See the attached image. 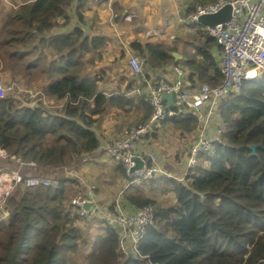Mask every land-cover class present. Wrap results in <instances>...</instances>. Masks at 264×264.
Masks as SVG:
<instances>
[{"label": "trees", "instance_id": "16d2710c", "mask_svg": "<svg viewBox=\"0 0 264 264\" xmlns=\"http://www.w3.org/2000/svg\"><path fill=\"white\" fill-rule=\"evenodd\" d=\"M75 1L78 24L69 32L56 30L72 22L68 9L74 0H12L11 6L0 7V73L8 72L26 85L45 80L35 90L37 97L59 103L54 111L41 101L29 109L20 107L14 96L0 98V149L7 155L0 158V173L17 170L12 155L57 167L95 153L100 143L94 127L100 118L109 107L132 104L122 94L106 95L99 90V79L85 74L88 66L104 59L107 46L104 35L85 33V14L89 4L105 0ZM211 1H191L180 20H187L195 4ZM196 32L198 44L186 59L174 60L171 52L176 48L159 42L134 40L130 50L145 59V77L174 63L194 84L213 85L221 78L220 46L203 29ZM146 104L145 116L150 113ZM217 113L222 133L216 150L202 154L183 181L161 175L129 186L123 195L134 207L155 205L154 224L138 245L142 258L119 251L116 223L96 220L91 225L99 232L81 241L88 250L84 263L73 260L76 242L85 236L80 220L86 218L66 202L65 182L77 180L64 176L56 186L10 192L3 206L7 214L0 220V264H264V74L225 97ZM167 121L187 133L198 124L192 113ZM252 144L258 145L254 153ZM115 169L118 177L126 178L121 165ZM30 170V176L36 175V169ZM147 191L161 197L172 193L174 202H156ZM96 193L107 208L116 210L119 199Z\"/></svg>", "mask_w": 264, "mask_h": 264}, {"label": "built area", "instance_id": "2783aa9c", "mask_svg": "<svg viewBox=\"0 0 264 264\" xmlns=\"http://www.w3.org/2000/svg\"><path fill=\"white\" fill-rule=\"evenodd\" d=\"M231 6V17L229 20L212 26L200 23V15H207L217 12L224 5ZM115 16V15H114ZM126 20L131 19L130 14H125ZM186 22L191 25H199L206 34L211 36L220 46L219 70L221 78L217 83L210 85L207 83L194 84L188 80L187 72L182 67H175V76L168 78L164 76L157 80L155 84H150L148 100L152 106V112L148 118L132 129L125 128L113 143L106 146L104 150L110 158L121 160L126 178L132 182L145 178L146 176L157 177L162 174L161 158L165 156V150L161 148L149 149L145 147L141 152L137 149V141L141 140L146 133L154 132L159 124L166 117L180 116L188 117L189 113L195 115L200 127L190 140L184 141L181 149L186 154L182 165L183 174L192 169L202 154H212L221 139L222 130L216 127L210 132L208 119L214 110L219 108L221 101L232 92H237L245 81L259 78L264 74V0H214L205 4H196ZM157 33V31L146 30V35ZM173 39L174 37L171 36ZM132 74L145 78V59L135 54H129L126 60ZM187 83V84H186ZM13 86L0 81V98L14 96ZM32 101H41L45 104L44 96L37 97V92L27 90ZM164 94H170L172 101L168 104L163 99ZM46 105V104H45ZM154 147V146H153ZM178 150V145L175 148ZM164 153V154H163ZM94 153L82 156V160L57 167H48L35 162H22L13 155L10 159L19 164L17 171H3L0 174V220L7 214L3 208L6 198L15 187L30 186H52L54 185L49 175H59L60 178L69 176L77 180L79 184H85L84 177L81 176L78 166L81 162L92 160ZM168 154V153H167ZM175 154H169L175 161H180ZM1 158L6 159V152L0 149ZM142 161V167L131 171L135 165V157ZM23 166H29L37 170L39 175L24 177ZM135 174V176H134ZM166 176V175H165ZM85 188V186H84ZM86 202H91L87 209ZM77 211L79 216L86 218L91 223L100 219L99 213L104 210L95 203V196L88 191L82 195L76 194L69 203ZM116 214L107 220L116 223L118 227L124 229L119 233V251L128 256L142 258L138 250V243L145 236L148 227L154 224V212L152 207L125 212L116 203ZM96 215L95 219L94 216Z\"/></svg>", "mask_w": 264, "mask_h": 264}, {"label": "rangeland", "instance_id": "374dc122", "mask_svg": "<svg viewBox=\"0 0 264 264\" xmlns=\"http://www.w3.org/2000/svg\"><path fill=\"white\" fill-rule=\"evenodd\" d=\"M190 1H186V4H188ZM12 5V0H0V7L5 8V7H9ZM90 5V4H89ZM90 6L88 7V11H87V15L89 14V10L92 8H90ZM96 9V8H95ZM97 11V9H96ZM171 20L173 21V23L177 22V19L175 16L170 17ZM157 19L155 20L154 24L157 23ZM179 21V20H178ZM74 24H78V22L76 21ZM199 25H195L194 27H198ZM68 27H73L71 24ZM166 27H172L171 24L167 25ZM175 27H183L181 28V31H184L187 29V27H189V25L185 24V23H181L177 24ZM192 27V26H191ZM150 31H155V28H150ZM157 33H152L150 35V37H155V36H159L163 33H166L167 36L169 35L168 30L165 31V29H158L156 30ZM188 33V34H186ZM177 39H183L186 38L188 39V43H190L191 47L196 48V45L198 44L197 42V32L194 31V33L190 32H185V33H174ZM169 38V37H168ZM176 40V39H175ZM119 46H113V42L110 39L109 44H107L106 46V50H105V54H104V59L100 62L95 63L94 65L88 66L85 70V74L86 75H90L95 77L98 80V85H99V90L103 91L106 95L108 94H122L123 96L127 97V98H132V104H126V106H124V108H118V107H109L107 109V111L104 113V115L100 118V120L98 121V123L96 124V126L98 127V129L100 131H98L100 133V136H104L106 137V134L103 135L102 129H104V132L109 131L111 140L109 143H105L102 148L104 149L106 146L110 145L111 143H113L115 141V139L120 135V133L123 131V129L128 128V129H132L133 126H137L139 124H142L147 118L148 116L151 114L152 112V106L148 100V91H149V87L150 84H155V82L157 80H159L160 78L166 76V74H161L164 71L168 72L169 68L168 66L173 65L172 69L170 71L173 72V76H175V71L174 68L175 67H182L180 65L174 64V63H170V64H166L164 65L162 68L157 71V74L155 76L152 77H145L142 78L140 77V75H135L132 74L130 71V68L128 67V64L126 63L127 57L129 54H125L122 53L120 51V46L121 44H118ZM191 50H194L193 48ZM130 51V49H129ZM131 52V51H130ZM38 53V52H37ZM36 53V54H37ZM131 54H134L131 52ZM143 66H145V64H143ZM172 76V77H173ZM1 78V77H0ZM3 78L0 79V81H2L4 83ZM9 84H11L13 86V91H11L12 93H14V95H18L21 96L23 99H31L28 95L27 92V88L29 90H36V89H40L44 84H45V80H38L36 82L31 83L30 85H26V84H22L20 80H12L9 78ZM246 82V81H245ZM8 85V84H6ZM24 85V86H23ZM136 101H141V102H136ZM51 99H46L45 100V104L49 105L51 104ZM143 103H147L149 108H150V113L145 116L146 114V107L145 104ZM146 104V105H147ZM59 103H53L50 106H46L48 107V109L50 110H55L58 107ZM169 118L171 117H166L164 120H162L159 124V127L154 130V132H149L146 133L144 135V137L141 140H138L137 143V149L141 152H144V148L148 147L149 149H155V148H159L162 147L161 144L164 146L162 149L165 150L164 154L165 156H169L167 158H161L162 161L160 163L161 168H162V174L166 175L167 177H172L174 179H177L179 181H183L185 175L187 174V172L185 174H183V170H182V165L184 163V160L186 158V154L183 151L182 153H180V149L175 151L177 152L176 157L178 159H180V161H175L174 158L171 157V155L167 154V150H173L172 147H174V144L171 141H177V140H190L191 139V135L192 132L187 133V132H179L175 127L171 126V123L169 121H167ZM220 117L218 115V113L216 112V110L213 111L211 117L208 119V124H209V130L210 132L214 131V129L216 127H219L221 130V126H220ZM200 127L199 124H197L195 131L198 130V128ZM194 133V131H193ZM98 136V135H97ZM99 139V137H98ZM100 143V140H99ZM100 146V144H99ZM154 146V147H153ZM157 150V149H155ZM175 151L172 153L175 154ZM7 156V155H6ZM3 157V156H0ZM83 157L80 158V160H82ZM200 158V156H199ZM198 158V160H199ZM136 159H138V157L136 156L134 161H135V165H136ZM115 161L114 159H102L101 155L97 156L94 160H92V162H90L89 165L85 166H81L77 172H81L84 173L85 175H87L84 178V182L85 184H79L78 182L76 183H70L68 184L67 182H65V186H66V198L68 203L71 202V199L73 198L74 195L76 194H83V188L85 186V188L90 191L91 193L94 194L95 196V203L97 205L100 206L101 209L104 210L103 213H99L100 219H99V223L104 225L107 222H109L107 219L108 218H112L115 216L116 214V210H112L110 208H107L106 203L104 202L103 199H101L100 195H98L96 193V191L102 196L108 197L110 200H114V199H119L120 200V206H122L123 210L125 212H130L132 210H136V209H141L144 207H152L153 212H154V219H155V205L149 204V205H144L141 207H134L129 205L127 202L124 201L123 199V195H125L126 191L128 189H131L129 186L132 185H139L141 183H149L150 181H154L157 177L161 176H157V177H150V176H146L143 179H140L138 181H134L132 182L131 180H129L128 178H123L121 176L117 177V180H114V178L117 176V173H115V167L116 165L112 166V161ZM139 160V159H138ZM111 163H110V162ZM117 163L119 165H121L123 167V163L121 160L116 159ZM142 162V161H141ZM87 163V162H85ZM83 163V164H85ZM134 165V166H135ZM133 166V167H134ZM132 167V168H133ZM142 165L136 169L141 168ZM131 168V169H132ZM25 173H24V177H28L30 176V174L32 173L33 169L29 166H23L22 168ZM130 169V170H131ZM134 169V170H136ZM18 170V168H17ZM15 170V171H17ZM132 170V171H134ZM112 171V172H110ZM12 172V171H11ZM8 172V173H11ZM3 173V172H2ZM1 174V173H0ZM37 175V174H36ZM126 175V174H125ZM34 176V175H33ZM135 176V174H134ZM49 179H51L52 181H56L53 182L54 185L52 186H56L58 183V180L60 179V176L57 175H49L47 176ZM95 180L100 181V185H103V187H101L99 184H95ZM129 187V188H128ZM17 187H15L16 189ZM147 196H150L151 198L155 199L156 202L159 203H173L174 202V195L172 193L170 194H166L163 197L161 196H156L155 193L153 192H146ZM100 197V198H97ZM90 206H91V202H90ZM88 209V208H87ZM98 223V222H97ZM94 224V223H93ZM80 225H81V232L84 233V237L80 238L77 240V251L72 255L73 260L78 261L80 263H84V256L87 253L86 251L87 248H83V245L81 243V241L83 239H85L87 236H93L94 233L99 232V228L96 226V224H94V226L91 225V222L87 219H81L80 220ZM119 233H123L124 229L121 227L117 228ZM149 230V227L146 231V234ZM145 234V236H146ZM144 236V237H145ZM144 237L140 240V242L138 243V245L141 243V241L144 239Z\"/></svg>", "mask_w": 264, "mask_h": 264}, {"label": "crops", "instance_id": "0c3cea01", "mask_svg": "<svg viewBox=\"0 0 264 264\" xmlns=\"http://www.w3.org/2000/svg\"><path fill=\"white\" fill-rule=\"evenodd\" d=\"M186 1L187 0H105L103 2L102 1L96 2V3L89 5L90 8H92V10L89 8L90 9L89 14L88 15L85 14L86 22L83 27H84L85 33L89 35H93V34L104 35L107 38V44H109L110 39L113 42V46H116V45L119 46L118 44H121L120 51L125 54H130L132 52L131 50H130L131 52L129 51L130 43L132 41L134 40L151 41V42L162 43L167 47H175L176 50L174 52H177L179 55H181L182 59H186L187 56L195 52L196 48L191 47L190 43H188L187 41L188 39L186 38L177 39L174 33L182 34L187 31V32H190L191 34V33H194V31L196 32V29L199 28V27H194V25H191L192 26L191 27L188 24V22H186V20L182 21V23L189 25V27H187L186 30L181 31V28L183 27H175L177 24L181 23L180 18L184 19L183 17L184 10L186 9V6L193 0H188L190 1L188 4H186ZM75 3L76 1L74 0L72 6L68 9V14L72 18V22L70 23L72 26L76 25L74 23L77 21L75 13H74ZM95 8L97 9V11ZM125 14H130L131 19L126 20L124 18ZM173 16H175L177 19V22L175 23H173V21L170 18ZM156 19L158 21L157 23L154 24ZM169 24H171L172 27H166ZM72 28L73 27H61V28H58L56 32H69L72 30ZM150 28H155L154 30H158V29L160 30L164 28L165 31L168 30L169 35L167 36L166 33H163L159 36L150 37V35L145 34L146 30H151ZM171 36H173L174 38L172 39ZM192 48L194 50H191ZM220 53H221V49H220L219 55ZM172 67L168 66L169 71L166 72L163 70L161 74H166L168 78H171L173 76V72L170 71ZM0 77L5 80H9V78L11 79V76L8 72H1ZM36 90L40 91V89H36ZM31 91L36 92L35 90H31ZM51 101L52 102L49 105H52L54 103L52 99ZM94 130L99 137L100 146L98 147L97 151L93 154L92 160H94L99 155H101L102 159H109V155L102 148V146L105 143H109L111 140L109 131L104 132V129H102L103 135L106 134V137L104 136L102 137L100 136V133L98 132L100 131L98 127H94ZM195 134H196V131H194V133L192 132L191 138ZM184 141L186 140L171 141L174 144V147H172L173 150L171 151L167 150L168 154H172L175 151V148L177 145H178V150H179L181 146L184 144ZM159 144H161L162 146L159 148L162 149L164 146L162 145V143H159ZM182 152H183V149L180 150V153ZM92 160H90V162H92ZM111 161H112V166L118 165V163H116L115 161L113 160ZM86 162L87 163L84 162L85 164L81 162L78 168H80L82 165L86 167L87 165L90 164V162L88 161ZM18 167H19V164H18ZM36 174L39 175L40 173H36ZM80 174L82 177L84 178L86 177L85 174L83 175V173L81 172ZM117 177L118 176H116L115 178ZM95 183L100 185V181L98 180H95ZM100 186L103 187V185H100Z\"/></svg>", "mask_w": 264, "mask_h": 264}, {"label": "water", "instance_id": "95a60500", "mask_svg": "<svg viewBox=\"0 0 264 264\" xmlns=\"http://www.w3.org/2000/svg\"><path fill=\"white\" fill-rule=\"evenodd\" d=\"M231 17V6L229 4L224 5L222 8H220L217 12L215 13H211V14H207V15H200L199 17V21L201 24L206 25V26H212L218 23H222L225 22L227 20H229ZM172 56L174 57V60H179L182 59L181 55H179L177 52H171ZM15 99H17L18 101H20L21 105L20 107H27L29 109H33L38 107V103L37 101H32L31 103L27 102L25 99H23L21 96L18 95H14ZM163 99L167 100L168 104L171 103L172 98L170 94H164L163 95ZM258 145L252 144L250 145V149L253 151V153L255 152V148ZM142 165V162L138 159H136V165L131 169L134 170L138 167H140ZM85 208H89L90 207V202H86L84 204Z\"/></svg>", "mask_w": 264, "mask_h": 264}]
</instances>
